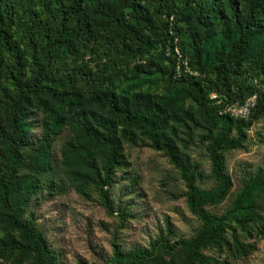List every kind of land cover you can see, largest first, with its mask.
<instances>
[{
	"label": "rangeland",
	"instance_id": "rangeland-1",
	"mask_svg": "<svg viewBox=\"0 0 264 264\" xmlns=\"http://www.w3.org/2000/svg\"><path fill=\"white\" fill-rule=\"evenodd\" d=\"M238 9L244 17L246 3L239 2ZM194 29L193 22L182 24L179 41L173 40L176 64L193 76L196 74L188 70L186 59L191 49L189 34ZM234 40L233 35L228 39L213 35L203 45L206 62L221 59ZM162 51L168 53L167 48L157 46L144 55V60H133L134 64L152 61L153 66H148L146 72L134 73L131 63L123 66L122 72L106 87L126 96L132 109L158 106L162 116L160 137L169 140L177 155L187 162L197 188L211 193L217 181L212 175L209 143L214 138L221 143L222 131L223 142L237 139L230 118L248 120L256 89L263 88L261 75L254 70L245 72L240 98L224 104L218 112L226 116L217 117L214 123L205 122L187 84L179 80L178 67L174 75L159 68L167 64L161 59ZM263 53L264 34L254 39L243 65ZM29 70L27 66L26 76ZM207 99L210 103L218 101L214 92ZM80 105V101L45 94L31 99L25 118L28 141L19 151L15 172V182L29 190L18 220H32L54 252L56 264H133V251L140 248L149 251L150 258L140 260L139 264H264V185L247 189L239 206L234 208L245 184L264 176V110L243 127L239 143L223 152V171L230 180L227 193L215 204L201 205L215 216L229 213L224 220L223 235L191 256L181 245L167 252L159 246L150 249L156 239L168 243L189 241L203 230V223L187 204V191L179 170L164 151L151 146L141 127L94 108L85 109L86 113L100 114L115 124L118 149L105 186L110 208L100 196L98 178L86 171H81L77 179L66 178L64 151L70 144L90 146L68 115ZM0 146L5 148L3 144ZM93 153L100 165L99 151ZM17 196L14 193L12 199ZM5 212L0 202V238L13 244L0 251V264H39L38 256L29 249V238L4 224Z\"/></svg>",
	"mask_w": 264,
	"mask_h": 264
},
{
	"label": "trees",
	"instance_id": "trees-1",
	"mask_svg": "<svg viewBox=\"0 0 264 264\" xmlns=\"http://www.w3.org/2000/svg\"><path fill=\"white\" fill-rule=\"evenodd\" d=\"M241 1L246 3L244 17L238 9ZM189 22L196 29L189 34L191 49L186 67L195 76L185 73L183 66L179 68L173 53V40L179 41L182 24ZM262 34L264 0H0V144L5 145V148L0 146V202L6 211L4 224L29 238V249L38 256L39 264H56L54 252L32 220H18L27 204L29 190L15 182L19 151L28 141L25 118L31 99L45 94L81 102L68 115L90 146L69 145L63 153L64 174L73 180L81 176V171H86L87 175L98 178L100 196L107 208L110 203L105 186L118 149L115 124L100 114L86 113L85 109L94 108L141 127L151 146L164 151L179 170L187 191V204L202 220L203 230L189 241L168 243L156 239L150 249L159 246L167 252L181 245L193 256L200 247L221 238L229 213L215 216L204 211L201 205L215 204L227 193L230 180L223 171V152L239 143L243 127L264 110V53L243 65L252 42ZM213 35L222 39L233 35L235 40L221 59L206 62L203 45ZM157 46L168 49L166 55L163 51L160 54L167 64L159 68L174 75L178 67L179 80L187 84L205 122L214 123L217 117L226 116L218 112L224 104L240 98L245 72L254 70L261 75L263 88L256 89L248 120L230 118L237 139L223 142L225 132L222 131L221 143L218 138L209 143L212 175L217 181L211 193L197 188L187 162L177 155L169 140L160 137L162 116L158 106L132 109L126 96L106 87L122 72L123 66H129L134 59L144 60V55ZM148 66H153V62L133 63L131 68L134 73H140L146 72ZM210 92L216 94L218 101L208 102ZM93 151H99L100 165L96 164ZM262 185L263 175L249 180L237 196L234 208L239 206L247 189ZM14 193L18 196L13 200ZM12 245L0 238V251ZM145 258H150L149 251L141 248L133 251V264Z\"/></svg>",
	"mask_w": 264,
	"mask_h": 264
}]
</instances>
